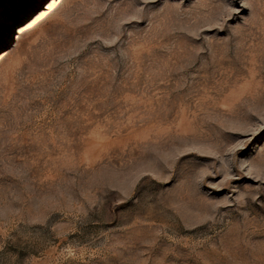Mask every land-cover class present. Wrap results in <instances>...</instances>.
<instances>
[{"label": "rangeland", "instance_id": "obj_1", "mask_svg": "<svg viewBox=\"0 0 264 264\" xmlns=\"http://www.w3.org/2000/svg\"><path fill=\"white\" fill-rule=\"evenodd\" d=\"M0 264H264V0H0Z\"/></svg>", "mask_w": 264, "mask_h": 264}, {"label": "bare ground", "instance_id": "obj_2", "mask_svg": "<svg viewBox=\"0 0 264 264\" xmlns=\"http://www.w3.org/2000/svg\"><path fill=\"white\" fill-rule=\"evenodd\" d=\"M54 5H56V3L52 4L51 7L54 6ZM51 7H50V8H51Z\"/></svg>", "mask_w": 264, "mask_h": 264}]
</instances>
